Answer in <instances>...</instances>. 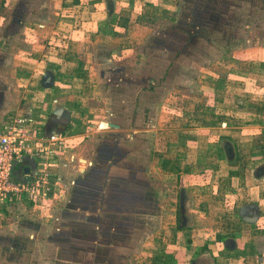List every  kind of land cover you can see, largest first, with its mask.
<instances>
[{
    "label": "rangeland",
    "instance_id": "374dc122",
    "mask_svg": "<svg viewBox=\"0 0 264 264\" xmlns=\"http://www.w3.org/2000/svg\"><path fill=\"white\" fill-rule=\"evenodd\" d=\"M78 2L34 0L35 14L43 13L46 18L35 16L21 20L14 16L17 0H0V79L11 80L12 84L8 86L16 88L15 82L32 75L30 78L37 79L36 84L42 89V74L47 71L55 73V66L65 53L68 42H82L81 37L86 38L79 30L71 39L61 38L52 33V27L46 26L55 23L56 5H71L72 10L66 15H73ZM168 4L162 18L146 22L145 26L152 33L148 40L142 38L143 33L138 38L131 34L128 37L135 42L129 50L113 52L112 61L95 67L92 87L98 94L96 100L88 101V105L93 103V108L97 106L103 110L93 114L95 124L90 129L72 126L69 122L58 134L67 138L69 144L61 151L67 154L66 157L52 153L51 160H59L56 170L62 174L60 179L57 175L55 177L58 180L55 198L50 197V201L42 206L16 205L1 216L0 264H137L132 253L138 245H149L155 229H160L158 222L168 224L171 221L170 209L175 207L172 198L178 196L180 190L186 198L187 195L192 197L194 206L208 199L215 200L213 192L218 194V180L213 183L214 178L210 176L214 166L207 164L205 158H200L199 164L186 159V169L179 160V171L183 174L182 177L176 176L177 170L173 169L176 161L163 163L158 160L159 148L163 147L158 141L173 140L164 155V159H170V154L174 156V151H178L176 146L184 142L178 140L177 145L175 142L182 129L191 128L193 131L189 130L187 135L189 141H196L198 149L207 156V152L216 151L214 146L212 150L205 148L201 138L199 141L197 129L201 128L199 123L205 113L208 115L205 122L208 123L223 117L230 126L251 122L264 125V0H170ZM40 21L45 27L38 29L36 25L41 24ZM33 27L37 32H30ZM43 28L44 33L38 32ZM89 51L98 54V60L110 55L107 50L91 51L89 48ZM32 52L35 58L30 60L32 57L28 54ZM57 81L56 78L55 84ZM209 87L214 89V94ZM61 102L66 103L64 99ZM50 107L42 111L44 115L41 113L42 125L52 114L53 108ZM2 108L3 120L13 115L11 109L6 111L10 108L6 104ZM250 108H257L258 114L252 115ZM100 121H111L119 129L107 128L104 131L107 133L99 131L98 135L95 134L97 139L91 136L72 139L76 134L92 132ZM34 124L40 127L37 122ZM245 129L246 132L255 131L250 127ZM42 133L47 135L44 131ZM218 134V129L209 130L207 135L211 144L218 143ZM90 138L94 141L89 142ZM75 146L79 147V152L85 147L86 153L83 154L95 158L99 166L103 164L104 170L109 168L107 172L118 186L121 185L115 188L119 197L114 199V205H118L116 211L121 212L120 218L124 217L122 235L119 230L116 235L99 230V237L105 244L103 247L91 240L90 224L83 222L89 220L88 214L85 218L77 213L66 218L67 213L59 215L68 201L74 200V186L82 185L74 175L76 163L69 162ZM228 154L233 155L231 150ZM208 156L211 164H216L212 161L216 158L212 154ZM65 163H69L67 167ZM143 191L146 192L147 217L142 210L140 214L146 220L142 228L137 226L139 218L134 208L142 204L138 198L142 201ZM80 217L82 222L79 225L77 220ZM227 220L231 222L228 216ZM140 232L147 234L141 235ZM147 236L151 238L146 241ZM122 241L128 248L121 249Z\"/></svg>",
    "mask_w": 264,
    "mask_h": 264
},
{
    "label": "crops",
    "instance_id": "0c3cea01",
    "mask_svg": "<svg viewBox=\"0 0 264 264\" xmlns=\"http://www.w3.org/2000/svg\"><path fill=\"white\" fill-rule=\"evenodd\" d=\"M17 1L15 17L21 20L22 18L35 16L40 19L46 18L47 15L43 13L38 12V14H35L34 6L32 5V1L34 0ZM78 1L79 4L74 6L73 15H66L67 11H70L72 8L71 5H56L54 10L57 12L55 15L57 19L55 18L54 24H47L46 26L52 27V33H57L61 38L69 37L71 39V36L78 33V30L80 32L83 31L86 38L83 39L81 37L82 42L73 40L68 42L65 53L58 60V65H54L57 75L51 72L54 77V84L49 89H44L43 87L40 89L36 84L37 79L33 80V78H30L32 75L25 78V80L17 81L22 84H17L14 81L16 88L8 86V84H12L11 80L3 81L0 79V128L5 121L3 120L5 113L3 112L2 106L6 104L7 107H10L6 111L11 109L9 111L14 112L13 114L28 117L40 124V127H38V135L46 145L48 138L42 131L47 134L49 132L45 131V124L42 125V121L40 120L42 114L44 115L42 111L46 110L50 105L52 106L50 107L51 110L52 108L53 110L60 108L69 113V122L72 126L90 129L91 125L95 124L93 122V114L96 111L103 110L97 106L93 108V103L92 105H88V101L96 100V94H98L92 87L96 77L94 72L95 67L106 65L112 61L111 56L113 52L125 53V51L129 50L131 44L135 42L134 39L132 41L128 37L131 34H133L134 38H138L143 33L144 37L142 38L145 40L149 38L152 33L150 28L145 26L147 24L146 22L148 19L162 18L168 10V2L170 3V0ZM30 5H32L31 9ZM42 10H44V6ZM63 18H69L68 20L70 21H63ZM41 24L36 25V27L38 29L45 27L44 24ZM16 26L18 27V25ZM35 29H31L30 32H37ZM55 29H59V34ZM44 30L45 28L43 30L40 29L38 32L44 33ZM31 38L34 39L33 37ZM89 48H91V51L107 50L110 51V55L107 58L98 60V54H92L90 51L87 52ZM29 54L28 56L32 57L30 60L35 58L33 56L34 52ZM56 78L58 79L57 84H55ZM11 79L14 80V78ZM210 89L214 94V89ZM70 91L73 93H70ZM63 99L66 103L61 102ZM19 102L21 105H18ZM14 106L16 108L12 109L11 107ZM250 109L252 115L258 114L256 113L258 112L257 108ZM205 114L203 120L202 118V121L200 120L202 123L199 124L202 125L201 128L197 129V133H199V141L200 138L203 140L205 148L209 150L214 146L216 153H207L208 155L212 154L216 158V160L212 158V161H215L216 164H211V158L208 155L204 156L205 153L198 149L197 145L199 144L196 141H189V136L187 135L189 133L188 131L192 129L186 127L182 129L183 132L178 135L175 141L177 142L176 145L178 144V140H183L184 142L182 145L176 146L178 151H174V156L173 153L170 154L172 155V157H169L170 159H164V155H167V147L173 144V140L165 138L164 143L161 140L158 141V145H163L162 148H159L161 154L158 160L161 159L163 163L169 162L170 160L172 162L176 161L173 169L177 170L176 176L182 177L183 173L179 171L178 166L179 160L182 161L183 168L185 167L186 159L194 160L196 164H199V159L205 158L204 160L207 164L214 166V171L210 173L211 178H214L212 182L214 183L217 179L219 183L217 187L218 194L213 192L216 199L202 201L198 205H195V208L192 197H188L187 195L186 198L183 193L185 202L183 212L180 215V229L178 228L177 221V195L172 198V203H174L175 207L170 209L171 215L169 219L171 221L168 224L162 221L158 222L160 229H155L154 238L152 241L149 240L150 243H148L150 246L138 245L137 249L134 250L135 252L132 253V256L135 258L137 264H264V173H255L257 169L264 166V132H262L264 125L261 126L257 122H251L252 124L241 125L239 123L238 125L240 126H230L223 117V119L218 117L212 123H208L205 122L208 117ZM97 125L98 127H95V130L92 132L76 134L72 136V139L84 136L96 137L95 134L98 135L99 131L101 133H107L104 132L107 128L119 129V126L112 124L111 121H100ZM246 126L255 131H244L247 128ZM215 129L219 131V141L216 144H211L207 133L209 130L214 131ZM60 141L61 146H58L59 143L56 142L54 146L50 147L51 154L66 157L67 154L61 151L64 147H68L67 144L69 143L67 142V138H60ZM93 141V138H90L89 142ZM202 148L204 147L202 146ZM72 149H75V153L71 154L70 160H73L69 162L76 163L77 166L75 165L73 169L75 172L74 175L76 174V177L81 180L79 183L81 182L82 185L78 184L74 186L75 189H73L72 195L74 200H69L65 208L59 212V215L67 213L66 218L70 214L77 213V215L85 218V214H88L89 220L84 219L83 222L90 224L91 240L96 245L99 243L103 247L105 244H102V240L99 237V230H105L114 235L119 230V233L122 235L124 217L123 219L120 218L121 212L118 213L116 211L118 210V205H114V199L119 197V194L115 193V188H120L121 185L118 186L113 180L114 178L107 172L109 168L104 170V167L101 166L103 164L99 166L95 158H88L83 154L86 153L85 147L80 152L77 146ZM230 150L233 154L232 156L228 154ZM181 156L182 158H179ZM64 157L63 160L66 161ZM58 161L55 160L56 165ZM223 162L226 163V166L222 165ZM87 163H91V166H88ZM68 164L65 163L64 166L67 167ZM252 165L254 167L249 169ZM190 166L194 167V165ZM112 168L115 167L113 166ZM60 172H58V169L56 170L59 179L62 175H60ZM170 176L172 177V174ZM71 184H75V182L73 183L71 181ZM66 186L68 185L64 187ZM144 194H146L145 191L142 192V201L138 198L142 204L139 203L134 208V213L139 218L137 226H141L142 228L145 227L146 220L140 212L144 210L143 215L147 217V202ZM209 195L212 196L211 192H209ZM209 195L208 197H210ZM227 199H230L229 203L231 207L229 208L226 207ZM16 205H23V203L18 202ZM248 205H253L257 209V219L252 224L246 223L238 217L239 209ZM191 212H194V215ZM200 213L202 215L197 216ZM227 216L230 217L231 222H228V220L226 222ZM81 218L77 220V224L79 225L82 222ZM127 219L130 221L136 220L135 218ZM117 220H121L122 222L119 221L116 224L115 222ZM140 234L147 233L140 232ZM148 238L150 239L151 237L147 236L145 238L146 241ZM228 239L234 243L231 248L225 247L224 245V242ZM120 243L121 249L128 248L124 246V241ZM113 244L115 245V242Z\"/></svg>",
    "mask_w": 264,
    "mask_h": 264
},
{
    "label": "built area",
    "instance_id": "2783aa9c",
    "mask_svg": "<svg viewBox=\"0 0 264 264\" xmlns=\"http://www.w3.org/2000/svg\"><path fill=\"white\" fill-rule=\"evenodd\" d=\"M60 138L53 135L44 144L38 127L28 117L13 114L4 121L0 128V218L18 202L36 207L54 197L57 165L51 160L50 147L56 142L61 146ZM27 157L35 161L34 176L23 173Z\"/></svg>",
    "mask_w": 264,
    "mask_h": 264
},
{
    "label": "flooded vegetation",
    "instance_id": "af4514ba",
    "mask_svg": "<svg viewBox=\"0 0 264 264\" xmlns=\"http://www.w3.org/2000/svg\"><path fill=\"white\" fill-rule=\"evenodd\" d=\"M47 74H52V73L47 71ZM60 110L62 109L60 108L54 109L52 111V114L49 116L48 121L45 122L44 129L47 130L48 132H51L53 134H60V132H62L63 129L65 128V125L62 123L64 111L62 110L63 112H61ZM53 112H55V114H53ZM255 173L256 174L264 173V166L257 169ZM255 216H257V209L252 205L244 206L242 209H239L238 211V217L240 220L243 221H245V219L248 220ZM233 244L234 243H232V241L229 239L224 242L225 247L228 248H231Z\"/></svg>",
    "mask_w": 264,
    "mask_h": 264
},
{
    "label": "water",
    "instance_id": "95a60500",
    "mask_svg": "<svg viewBox=\"0 0 264 264\" xmlns=\"http://www.w3.org/2000/svg\"><path fill=\"white\" fill-rule=\"evenodd\" d=\"M54 84V77L52 76V74H47V73H44L42 74V77H41V86L44 88V89H49L53 86ZM61 112H63L62 110H60ZM53 114H55V112H53ZM63 120H62V123L65 125V127L69 124V113H67L66 111H64L63 113ZM112 126V125H110ZM114 128H116V126H114ZM55 136H59L58 134H55ZM26 161H27V167H24L23 168V173L24 174H28L30 173L31 176H34L35 173H36V164H35V161L29 157L26 158ZM20 170V169H18ZM253 206V205H252ZM257 219V216L253 217V218H250V219H245L246 223H254ZM233 243V241H232Z\"/></svg>",
    "mask_w": 264,
    "mask_h": 264
},
{
    "label": "trees",
    "instance_id": "16d2710c",
    "mask_svg": "<svg viewBox=\"0 0 264 264\" xmlns=\"http://www.w3.org/2000/svg\"><path fill=\"white\" fill-rule=\"evenodd\" d=\"M45 131H47V130H45ZM47 135H48V136H46L47 138H50L51 136H53V134L51 132H49ZM177 198H178L177 221H178V225H179L178 228H180L181 227L180 215L183 212L184 202H185V198H184V195L182 194V190H180ZM227 200H228V202L226 203V207L229 208V205H230L229 200L230 199H227Z\"/></svg>",
    "mask_w": 264,
    "mask_h": 264
}]
</instances>
